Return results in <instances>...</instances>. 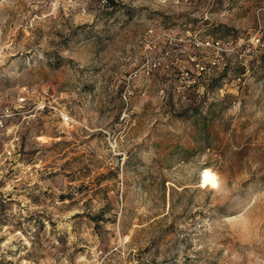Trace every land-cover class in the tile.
Wrapping results in <instances>:
<instances>
[{
	"label": "rangeland",
	"instance_id": "obj_1",
	"mask_svg": "<svg viewBox=\"0 0 264 264\" xmlns=\"http://www.w3.org/2000/svg\"><path fill=\"white\" fill-rule=\"evenodd\" d=\"M0 264H264V0H0Z\"/></svg>",
	"mask_w": 264,
	"mask_h": 264
},
{
	"label": "bare ground",
	"instance_id": "obj_2",
	"mask_svg": "<svg viewBox=\"0 0 264 264\" xmlns=\"http://www.w3.org/2000/svg\"><path fill=\"white\" fill-rule=\"evenodd\" d=\"M208 174V173H207ZM208 177H209V179L208 180H206L205 179V174H204V176H203V180H202V185H206V184H209V183H211L212 182V177L208 174Z\"/></svg>",
	"mask_w": 264,
	"mask_h": 264
},
{
	"label": "snow or ice",
	"instance_id": "obj_3",
	"mask_svg": "<svg viewBox=\"0 0 264 264\" xmlns=\"http://www.w3.org/2000/svg\"><path fill=\"white\" fill-rule=\"evenodd\" d=\"M205 179H206V180H208V179H209V177H208V174H207V173H205Z\"/></svg>",
	"mask_w": 264,
	"mask_h": 264
},
{
	"label": "trees",
	"instance_id": "obj_4",
	"mask_svg": "<svg viewBox=\"0 0 264 264\" xmlns=\"http://www.w3.org/2000/svg\"><path fill=\"white\" fill-rule=\"evenodd\" d=\"M105 2H108V0H105Z\"/></svg>",
	"mask_w": 264,
	"mask_h": 264
}]
</instances>
